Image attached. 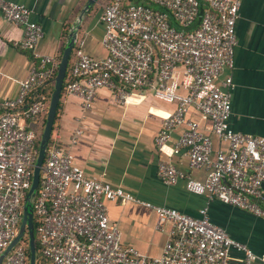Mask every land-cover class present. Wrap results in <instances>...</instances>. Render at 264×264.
Returning a JSON list of instances; mask_svg holds the SVG:
<instances>
[{
    "label": "built area",
    "instance_id": "obj_1",
    "mask_svg": "<svg viewBox=\"0 0 264 264\" xmlns=\"http://www.w3.org/2000/svg\"><path fill=\"white\" fill-rule=\"evenodd\" d=\"M241 2L107 0L100 16L104 26L101 43L107 55L97 59L86 54L82 41L76 39L63 91L80 97L86 110L100 88H108L117 104H125L132 91L143 88L151 89L158 100L175 103L155 145L161 148L173 129L182 126L173 152L182 151L190 167L204 166L208 172L204 180L195 179L161 160L157 174L162 182L171 185L185 178L189 192L264 219V137L232 130V79L226 76L218 82L224 69L234 68L235 24ZM0 13L22 27L18 45L32 52L29 74L21 80L18 94L0 100L1 255L19 231L38 152L36 140L38 136L40 140L49 105L47 87L59 61L54 55L35 51L43 30L30 19L24 4L1 0ZM190 106L209 120L212 134L226 148L213 149L211 137L201 131L199 122L186 117ZM81 133L76 129L70 144ZM105 200L137 201L121 187L87 175L69 146L51 135L32 199L35 242L43 264H252L264 260L213 223L206 205L193 217L173 207L144 203L156 213V228L169 225L160 256H148L121 244ZM23 237L2 264H29L28 241ZM231 250L241 255L233 257Z\"/></svg>",
    "mask_w": 264,
    "mask_h": 264
},
{
    "label": "crops",
    "instance_id": "obj_2",
    "mask_svg": "<svg viewBox=\"0 0 264 264\" xmlns=\"http://www.w3.org/2000/svg\"><path fill=\"white\" fill-rule=\"evenodd\" d=\"M9 1L24 4L30 10V19L42 27L43 35L35 51L55 57L63 51L68 32L78 21L86 2ZM106 1L98 0L82 14L76 34V39L82 41V51L97 59L107 55L101 43L104 26L100 18ZM235 31L234 68L224 69L218 77V82L226 76L232 79L229 124L234 131L264 137V0H242ZM22 37V27L6 21L0 13V100L14 98L21 80L29 74L32 52L19 47ZM175 106L156 99L149 88L132 91L125 104H117L108 88H100L92 107L86 110L80 97L61 90L51 135L61 145L69 146L87 175L121 187L137 199L104 202L110 221L119 229L122 245L132 246L148 256H160L169 225L156 228V213L144 203L173 207L193 217L199 216V209L206 205L213 223L264 258V219L217 199L207 201L205 196L189 192L185 178L171 185L159 178L157 165L161 160L171 162L185 176L195 179L204 180L208 172L204 166L190 167L182 151L173 152L182 126L173 129L161 148L155 145L164 118ZM186 117L199 122L201 131L211 137L214 150L226 148L212 134L209 120L194 106L188 108ZM76 129L82 133L70 144ZM231 255L241 254L231 250ZM252 264H264V260L257 259Z\"/></svg>",
    "mask_w": 264,
    "mask_h": 264
},
{
    "label": "water",
    "instance_id": "obj_3",
    "mask_svg": "<svg viewBox=\"0 0 264 264\" xmlns=\"http://www.w3.org/2000/svg\"><path fill=\"white\" fill-rule=\"evenodd\" d=\"M98 0H86L78 21L74 23L73 28L68 32L66 43L62 51L60 60L57 65V71L53 80V90L50 95L49 105L46 114L45 124L40 136L38 152L35 161V166L33 170V176L31 181V186L27 191L24 203L22 217L20 221L19 231L12 242L6 247L5 250L0 255V264H2L3 258L11 250V248L26 234L28 238V249H29V264H36V242L34 235V225H33V210H32V199L35 195L38 182L40 167L42 165L46 148L51 136L52 127L56 115V110L62 90V85L64 77L66 74L67 66L69 63V58L76 41V34L79 28V21L81 20L82 14H84L88 9H90Z\"/></svg>",
    "mask_w": 264,
    "mask_h": 264
},
{
    "label": "trees",
    "instance_id": "obj_4",
    "mask_svg": "<svg viewBox=\"0 0 264 264\" xmlns=\"http://www.w3.org/2000/svg\"><path fill=\"white\" fill-rule=\"evenodd\" d=\"M74 48H75V47H74ZM72 51H73V50H72ZM61 54H62V52L56 57L57 61L60 60ZM72 54H73V52H72ZM72 54L70 55V58H69V64H68V66H67L66 74H65V77H64L63 85H62V91H63V88H64L65 83H66L65 81L69 78V68H70V63H71V59H72ZM48 89H49V91H48V93H47V97H48V102H49L50 95H51V92H52V90H53V82H51V83L49 84ZM45 120H46V113H45L44 116H43V120H42V123H41V126H40V132H39V133H41L42 130H43V127H44V124H45ZM38 144H39V136H38V139L36 140V146H37V147H38ZM35 236H36V235H35ZM23 240H24L25 242L28 241V239H27L26 236L23 237ZM27 255H28V257H29V249H27ZM36 264H43V260H42V258H41V254H40V251H39V245H38V242H37V241H36Z\"/></svg>",
    "mask_w": 264,
    "mask_h": 264
}]
</instances>
